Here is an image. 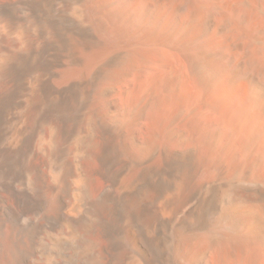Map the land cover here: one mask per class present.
Masks as SVG:
<instances>
[{
  "label": "bare ground",
  "instance_id": "obj_1",
  "mask_svg": "<svg viewBox=\"0 0 264 264\" xmlns=\"http://www.w3.org/2000/svg\"><path fill=\"white\" fill-rule=\"evenodd\" d=\"M130 1L0 0V264H264V0Z\"/></svg>",
  "mask_w": 264,
  "mask_h": 264
},
{
  "label": "rangeland",
  "instance_id": "obj_2",
  "mask_svg": "<svg viewBox=\"0 0 264 264\" xmlns=\"http://www.w3.org/2000/svg\"><path fill=\"white\" fill-rule=\"evenodd\" d=\"M115 2V5L118 3V5H119V7H121V5H124V6H122V7H127V5H130V6H128L131 10H133V12L136 14V12H137V10H139L140 8H141V3H140V1L137 3V2H131L130 0H126L129 4H126L125 5V3H126V1H124V0H121L122 1V3L120 4L119 2H121L120 0H114ZM119 1V2H118ZM125 2V3H124ZM134 3V4H133ZM140 4V5H139ZM117 5V6H118ZM133 5V6H132ZM136 5V6H135ZM139 5V6H138ZM174 5V3L173 2H171L170 4H169V6L170 7H172ZM135 10H134V9ZM107 17H109L108 18V20H107V22H109V24L107 23V24H105V30H104V33L106 32V34H104V33H97V39L95 40V43L96 44H103L104 43V41H105V43L104 44H107V47H109V48H105V49H103V51L102 50H98V51H100V53L98 52V51H94L93 49L92 50H88L87 52H84L85 50H81V51H79L80 53H78L79 55V58H80V60H86V58H87V61H88V63H89V61L90 62H92V64H88V67L87 68H91V67H93L95 64H97L98 62H100L99 60H102L103 58H105L106 56H108L112 51H114L115 49H116V47L115 48H113V45L112 44H114L117 40V35L119 36V37H121L122 39H124L125 38V40L128 38V35L126 36V31H125V28L120 24V23H117L116 21H114V20H112V19H110V18H112V17H110V16H107ZM112 21V23L110 24V22ZM108 25V26H107ZM109 29V30H108ZM110 32V33H109ZM113 32V33H112ZM108 33V34H107ZM115 33V34H114ZM99 34V35H98ZM110 34V35H109ZM108 35V36H107ZM99 36V37H98ZM103 36H104V38H103ZM125 36V37H124ZM107 38V39H106ZM102 40V41H101ZM104 40V41H103ZM101 41V42H100ZM108 41V42H107ZM111 42V43H110ZM109 43V44H108ZM109 45V46H108ZM93 52V53H92ZM98 52V53H97ZM90 55H89V54ZM96 53V54H95ZM85 55V56H84ZM89 55V56H88ZM91 55H93V56H91ZM85 58H84V57ZM87 56V57H86ZM90 57V58H89ZM92 58V59H91ZM89 59V60H88ZM97 61V62H96ZM95 62V63H94ZM68 64V65H67ZM66 64V66L64 67V69L66 70V71H68L69 69V73L68 74H70V75H73V74H75V75H79V74H81L82 72L81 71H77L76 70V68L78 67L77 65L75 66V70L73 69L74 68V66H73V64H71V63H67ZM67 66H69V67H67ZM73 67V68H72ZM68 69V70H67ZM73 69V70H72ZM143 74V75H142ZM144 76H145V79H144ZM145 80V81H144ZM148 81V75H147V73L145 72V71H143L137 78H136V80H135V82H134V84H133V86H132V88H133V90L135 91V92H137V93H139L140 95H141V91L142 90H144V88H145V83ZM145 82V83H144ZM140 84V85H138V84ZM143 83V84H142ZM137 86V87H136ZM139 91V92H138ZM136 94V93H135ZM113 96V94H109V97L108 98H113L112 97Z\"/></svg>",
  "mask_w": 264,
  "mask_h": 264
}]
</instances>
